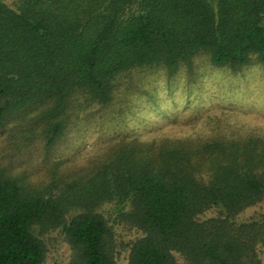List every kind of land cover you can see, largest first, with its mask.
Segmentation results:
<instances>
[{
    "label": "trees",
    "instance_id": "obj_1",
    "mask_svg": "<svg viewBox=\"0 0 264 264\" xmlns=\"http://www.w3.org/2000/svg\"><path fill=\"white\" fill-rule=\"evenodd\" d=\"M253 64L264 0H0V264H45L56 236L66 264H263L264 209L240 214L264 201L262 127L220 108L116 128L162 106L156 75Z\"/></svg>",
    "mask_w": 264,
    "mask_h": 264
},
{
    "label": "rangeland",
    "instance_id": "obj_2",
    "mask_svg": "<svg viewBox=\"0 0 264 264\" xmlns=\"http://www.w3.org/2000/svg\"><path fill=\"white\" fill-rule=\"evenodd\" d=\"M235 74L223 67L209 68L202 78H206L204 86L202 81L201 87L193 86L189 90L183 88V75L169 80L156 75L159 90L155 95L162 106L138 98L139 103L134 111L116 128L141 136L161 131L181 133L190 130L192 121H196L192 120L195 115L203 116L207 110L224 108L235 110L241 118H247L264 129V66L253 64L238 75ZM93 141L92 136H86L81 142L80 151L86 153L94 149L96 142ZM61 148L66 150L68 147L63 145ZM262 209L264 201L245 208L240 214L245 217ZM69 253L70 247L64 239L60 236L49 238L44 263L66 264ZM260 254L264 264V248ZM116 264H127L126 251L119 253ZM181 264L184 263L181 261Z\"/></svg>",
    "mask_w": 264,
    "mask_h": 264
}]
</instances>
